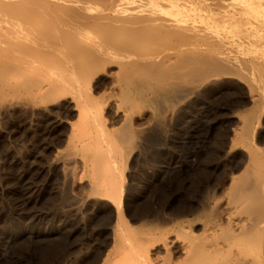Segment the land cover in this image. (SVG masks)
<instances>
[{"label":"rangeland","instance_id":"1","mask_svg":"<svg viewBox=\"0 0 264 264\" xmlns=\"http://www.w3.org/2000/svg\"><path fill=\"white\" fill-rule=\"evenodd\" d=\"M247 1L0 0V264L121 257L116 208L88 197L99 188L77 162L90 138L109 140L100 168L124 179L123 240L158 238L142 264H264V0ZM122 64L134 67L129 79ZM70 136L80 149L72 173L59 160ZM169 162L178 168L160 171Z\"/></svg>","mask_w":264,"mask_h":264},{"label":"bare ground","instance_id":"2","mask_svg":"<svg viewBox=\"0 0 264 264\" xmlns=\"http://www.w3.org/2000/svg\"><path fill=\"white\" fill-rule=\"evenodd\" d=\"M247 1V0H246ZM245 0L243 1V0H231V2H229V3H231V5L230 6H232L233 7V9L235 10V7L237 8L238 7V5H240V4H243V2H245L247 5H250V4H248L247 2H249V1H247L246 2ZM259 1V3H260V0H258ZM244 3V4H245ZM250 3V2H249ZM261 3H262V0H261ZM260 3V4H261ZM245 4V5H246ZM230 9V8H229ZM239 9V8H238ZM245 9L248 11V13H249V11H251V10H249V8H247V7H245ZM228 10V9H227ZM246 10L244 11V9H243V11L242 10H240V13L242 12H246ZM188 11H190V9L188 10ZM192 11H194V10H192ZM186 12V11H185ZM236 12V11H235ZM234 12V13H235ZM190 13H192V12H190ZM193 13H195V12H193ZM200 13V12H199ZM230 14V13H229ZM245 14V13H244ZM193 15H196V14H193ZM192 15V16H193ZM200 15H202V17L203 16H206V15H203V14H200ZM201 17V18H202ZM30 32V31H29ZM165 40V39H164ZM233 43V42H232ZM128 44V43H127ZM130 45V46H129ZM127 46V45H126ZM124 47L123 49H122V53H123V55H124V57H128V53H129V51L130 50H133V48L131 47L132 46V44H128V47ZM121 49V48H120ZM183 54V53H182ZM126 55V56H125ZM177 55V54H176ZM175 55V58L177 57ZM180 55V54H179ZM173 55H171L170 54V56H167V57H172ZM182 56V55H181ZM180 56V57H181ZM184 57V56H183ZM182 57V58H183ZM195 57V56H194ZM125 58V59H126ZM174 58V59H175ZM198 58V57H197ZM203 58V57H202ZM170 59V58H169ZM168 59V60H169ZM174 59H173V61H174ZM179 59V58H178ZM178 59H176V61L178 60ZM198 60V59H197ZM200 60V59H199ZM18 64V63H17ZM127 66H128V68H127ZM130 65H128V64H122L121 66H120V72H123L122 73V75L125 73V75L127 74H129V73H131V74H133V68L134 67H131ZM124 76V75H123ZM129 76V75H128ZM128 76L126 77V76H124V77H126V79L128 78ZM132 75H130L129 76V78L131 77ZM128 78V79H129ZM128 81V80H127ZM127 84H128V82H127ZM126 84V85H127ZM129 84H130V82H129ZM82 92V91H81ZM60 99H61V96H60ZM58 100H59V98H58ZM186 101V100H185ZM113 104H114V106L115 105H117L116 103H114V102H112ZM77 107V106H76ZM117 108H120V106H116V110H118V111H120L121 112V110H119V109H117ZM123 109V108H122ZM74 110V109H73ZM78 110H79V108H77V113H78ZM115 111V110H114ZM117 111V112H118ZM122 111H124V110H122ZM117 112H116V114H117ZM202 112V111H201ZM81 113V115H82V112H80ZM124 113V112H123ZM124 115V114H123ZM218 115V114H217ZM127 116V115H126ZM125 115H124V118H123V116H122V121L124 120L125 121V119H127V118H129V117H126ZM211 116V115H210ZM226 116V115H225ZM83 116H81V118H82ZM93 118H91V120H93V119H96L97 120V118H98V123L99 122H101L100 121V119H102V118H100V117H97V118H94L95 116L93 115L92 116ZM126 117V118H125ZM155 119H154V123L156 122L155 120L156 119H158L157 117L158 116H156L155 115ZM198 117V116H197ZM79 119H81L80 118V116L78 117ZM100 118V119H99ZM121 118V117H120ZM119 118V119H120ZM219 117L217 116V119H218ZM83 119V118H82ZM89 119V118H88ZM88 119H86L87 120V122L88 121H90V119L88 120ZM132 120V119H131ZM222 120V119H221ZM84 121V120H83ZM93 121H95V120H93ZM160 121V120H159ZM218 121V120H217ZM80 122V121H79ZM126 122V121H125ZM152 122V121H151ZM212 122V121H211ZM86 123V122H85ZM91 123H93L92 121H91ZM95 123H97V121L95 122ZM98 123H97V125L95 124V126H98ZM154 123H152V125L154 124ZM157 123H159V122H157ZM163 123V122H162ZM214 123V122H213ZM216 123V122H215ZM214 123V124H215ZM220 123V122H219ZM161 124V123H160ZM89 125H91V124H89ZM89 125H88V127H89ZM94 125V124H93ZM92 125V126H93ZM156 125V124H155ZM194 125H197V124H194ZM209 125V124H208ZM86 126H87V124H86ZM85 126V127H86ZM99 126H101L100 124H99ZM98 126V127H99ZM158 126V125H157ZM198 126V125H197ZM147 127H148V125H147ZM147 127H145V128H147ZM162 127V126H161ZM206 127V126H205ZM92 128V127H91ZM156 128H158V127H156ZM156 128H153V130L152 131H154V129H156ZM94 129V128H93ZM92 129V130H93ZM96 129V128H95ZM150 129H152V127H150L149 128V132H151V130ZM158 129H160V128H158ZM163 129V128H162ZM187 129V128H186ZM54 130V129H53ZM86 130H88L87 128H86ZM85 130V131H86ZM84 131V132H85ZM95 131V130H94ZM93 131V132H94ZM98 131H99V129H98ZM102 131V130H101ZM106 131V130H105ZM96 133H99V132H97V130L95 131ZM102 132H104V131H102ZM143 132L144 131H142V135H143V138L145 137V138H148V137H150V135L148 136V137H146L147 135H144L143 134ZM95 133V136L96 135H99V134H96ZM104 133H106L107 134V132H104ZM162 133V132H161ZM203 133V132H202ZM218 133V132H217ZM86 134H87V131H86ZM103 134V133H102ZM102 134H100V135H102ZM149 134V133H148ZM156 134V133H155ZM187 134V133H186ZM204 134V133H203ZM207 133H205V135H206ZM224 134V133H223ZM83 135H85V133H82V136ZM88 135V134H87ZM90 135V134H89ZM93 135V134H92ZM139 135L141 136V133H139ZM139 135H137V136H139ZM151 135H154V134H151ZM157 136L158 135H160V132H159V134H156ZM175 135V134H174ZM199 135V134H198ZM105 137L107 136V135H104ZM139 136V137H140ZM156 136V137H157ZM162 136V135H161ZM184 136V135H183ZM93 137V136H92ZM99 136H97V138H98ZM153 137V138H152ZM151 138L152 139H154L155 137L154 136H152ZM168 137V136H167ZM191 137V136H190ZM198 137H201V136H198ZM71 138H73V137H71L70 136V138L68 139V141L69 140H71V142L69 143L68 141V143H67V145L66 146H68L67 147V150H66V154H64L65 155V157H64V155H60V156H63L62 158H60V156L58 157V158H60L59 160L62 162L61 163V165H64V166H62V167H66V169L68 170V171H72V169L74 170L75 169V167H76V165H75V156L77 155L76 154V152H79L80 151V149H79V151H76V148H77V146L75 145V144H73L72 143V139ZM84 137H82V140H84L83 139ZM86 138V137H85ZM88 138V137H87ZM107 138V137H106ZM109 138V137H108ZM142 137H141V139H143ZM100 137H99V141H100ZM103 139H105V138H103ZM102 139V140H103ZM190 139V138H189ZM191 139H192V137H191ZM218 139V138H217ZM81 139H79V141H80ZM87 140H89V138L87 139ZM90 140H91V138H90ZM89 140V142L87 141V142H81L80 141V143H82L79 147L81 148V150L82 151H85V153H87V156L84 158L83 157V161H82V163H80V161L78 160L77 162L79 163V165H82V166H80V167H82L83 169H84V171H88V172H91V173H93V178L92 177H90V178H92V181H90L89 182V186H90V188L91 187H93V186H96L97 188H99V190H98V192L96 191V192H93V190L91 191V190H88V191H90L89 193H88V197H91V196H95V198L98 200V197H99V199L100 198H105V200H107V201H109L110 203H111V205L113 206V208H114V206H115V208H116V222H115V224L113 225V228H112V235H113V247H112V249H114V251H116V250H118L119 251V253H118V256H121L120 258H118L120 261H118V260H116L117 258H115V259H113L112 258V261L111 262H109V261H104V263L103 264H117V263H120V264H126L128 261H129V264H142V263H145V260H147V258H148V255H149V253L148 252H150V250H149V248H153V245L156 243V240H158V238L155 240V241H153L154 239H155V234L153 233L154 231H150V230H146V231H144V232H140L139 234H134V236H132L133 234H129V233H126V238H125V240H123V235L125 234V232H124V228H125V226H127V222L125 221V219H124V217H123V213H122V210H121V198H122V196H123V186H122V183L124 182V179L122 178V176H120V179H119V177H118V180H119V182L120 181H122L121 183H120V185L116 182V181H113V174H111V172H110V170L108 171V170H105V169H101L100 168V166L102 167V168H104L102 165H105L106 166V164H108V163H106L107 162V160H108V158H109V156H110V161L112 160V154L110 155V150H111V148H110V150L109 149H107V150H109V151H107V152H109V153H106V151H104L103 150V144H105V146H106V143H108V139H107V141L105 142V140H103L104 142H98L100 145L98 146V144L95 142H91ZM93 140H95V138H93ZM92 140V141H93ZM98 140V139H97ZM145 140H147V139H145ZM149 141L151 140L150 138L148 139ZM157 140H158V138H157ZM175 140V139H174ZM181 140H182V138H181ZM187 140V139H186ZM215 140V139H214ZM74 141V140H73ZM85 141H86V139H85ZM143 141V140H142ZM160 141V140H159ZM170 141H172L173 142V139L172 140H170ZM189 141V140H188ZM202 141V140H201ZM152 142V141H151ZM150 142V143H151ZM180 142V141H179ZM187 142V141H186ZM199 142V141H198ZM206 142V141H205ZM79 142H77V144H78ZM144 143V142H143ZM149 143V142H148ZM155 143H157V142H155ZM159 143V142H158ZM102 144V145H101ZM110 143H108V146H106V148L107 147H109L110 145H109ZM160 144V143H159ZM178 144V143H177ZM183 144H185V142H183L182 141V143H181V145H183ZM187 144V143H186ZM188 144H190V143H188ZM79 145V144H78ZM144 145V144H143ZM142 145V146H143ZM151 145V144H150ZM149 145V146H150ZM153 145V144H152ZM76 146V147H75ZM104 146V147H105ZM156 146V145H155ZM155 146H151V148L152 147H155ZM170 146H171V143H170ZM176 146V145H175ZM178 146V145H177ZM100 147H102V149L100 148ZM158 147V146H157ZM160 147V146H159ZM179 147H180V145H179ZM216 147V146H215ZM144 148V147H143ZM150 148V147H149ZM190 148V147H189ZM78 149V148H77ZM154 149V148H153ZM156 149V148H155ZM180 149V148H179ZM167 150H168V148H167ZM181 150V149H180ZM217 150V149H216ZM81 151V152H82ZM113 151V150H112ZM115 151V150H114ZM144 150H142V152H143ZM147 152V151H146ZM150 153H151V151H149ZM208 152V151H207ZM145 153V152H144ZM143 153V154H144ZM149 153V154H150ZM28 154V153H27ZM62 154V153H61ZM146 154H148V153H146ZM196 154V153H195ZM194 154V155H195ZM198 154V153H197ZM200 154V153H199ZM201 154H202V152H201ZM208 154V153H207ZM79 155H80V153H79ZM205 155V154H204ZM114 156V155H113ZM140 156V155H139ZM201 156V155H200ZM199 156V157H200ZM119 157V156H118ZM205 157V156H204ZM79 157H77L76 159H78ZM81 158V157H80ZM114 158V157H113ZM121 158V157H120ZM142 158V157H141ZM184 158V157H183ZM206 158V157H205ZM204 158V159H205ZM220 159H222V158H220ZM58 160V159H57ZM59 160H58V162H59ZM115 160V159H114ZM117 160H119V159H117ZM116 160V163L118 162ZM121 160H122V158L120 159V164L122 163L123 164V162H121ZM168 161V160H167ZM178 161V160H177ZM197 161V160H196ZM196 161H195V163H196ZM199 161H201V160H199L198 159V161L197 162H199ZM76 162V164H78ZM191 162V161H190ZM205 162V161H204ZM217 162V161H216ZM56 163V162H55ZM109 163H111V162H109ZM113 163H114V161H113ZM113 163H112V165H113ZM115 163V164H116ZM126 164H127V162H125ZM125 163L123 164V166H122V168H118L119 169V171H122V169H123V167H125V169H128L127 168V166H124L125 165ZM172 163V162H171ZM177 163V162H176ZM186 163V162H185ZM202 163V162H201ZM200 164V163H199ZM109 165V164H108ZM107 165V166H108ZM117 165V164H116ZM220 165V164H219ZM115 166V165H114ZM118 166H119V164H118ZM121 166V165H120ZM161 166V165H160ZM163 166V165H162ZM178 166L179 165H174V164H170V162L169 163H167L166 165H164L161 169H160V171L162 170H164L163 172L165 173L166 171H170V170H173V169H175L176 167L178 168ZM195 166V165H194ZM199 167V166H198ZM81 168V169H82ZM101 170H100V169ZM117 167L115 166V168L113 169L114 171H115V169H116ZM110 169H111V167H110ZM191 169V168H190ZM193 169V168H192ZM225 169V168H224ZM98 170H100V171H98ZM82 171V170H81ZM124 171V170H123ZM175 171V170H174ZM204 171V170H203ZM88 172H86V173H88ZM126 172V171H125ZM175 172H177V171H175ZM179 172V171H178ZM199 172V171H198ZM68 173V172H67ZM72 173V172H71ZM70 173V174H71ZM168 173V172H167ZM264 173V172H263ZM22 174V173H21ZM26 174V173H25ZM90 174V173H89ZM88 174V175H89ZM123 175V174H122ZM164 175V174H163ZM171 175V174H170ZM263 175L264 174H262V175H260V176H262V178H260L259 177V188H260V194H261V196H263L264 197V179H263ZM7 176V175H6ZM91 176V175H90ZM172 176V175H171ZM70 177V176H69ZM72 177V176H71ZM85 177V176H84ZM194 177V176H193ZM200 177V176H199ZM182 178V177H181ZM81 179V181H83L82 180V178H80ZM87 179V178H86ZM117 179V178H116ZM233 179H234V177H233ZM232 179V180H233ZM235 180V179H234ZM233 180V181H234ZM18 181V180H17ZM19 181H23L22 179H20ZM163 181V180H162ZM169 181V180H168ZM185 181V180H184ZM87 182V181H86ZM172 182V181H171ZM20 183V182H19ZM35 183V182H34ZM163 183V182H162ZM190 183V182H189ZM23 184V183H22ZM161 184V183H160ZM18 185V184H17ZM86 185V184H85ZM19 186H21V184L19 185ZM88 186V185H87ZM14 187V186H13ZM15 187H16V185H15ZM14 187V188H15ZM18 187V186H17ZM86 187V186H85ZM5 188V187H4ZM33 188V187H32ZM87 188V187H86ZM16 189V188H15ZM35 189V188H34ZM12 190V189H11ZM22 190V189H21ZM23 191V190H22ZM95 191V190H94ZM166 191V190H165ZM177 191V190H176ZM32 192V191H31ZM15 193H16V191H15ZM14 193V194H15ZM20 193V192H19ZM18 193V194H19ZM238 193V192H237ZM23 194H25V193H23ZM85 194V193H84ZM21 196H23L22 194H20ZM28 196H30L29 194H28ZM84 196V195H83ZM87 196V195H86ZM97 196V197H96ZM26 197V196H25ZM27 198V197H26ZM25 198V199H26ZM29 198V197H28ZM31 198V197H30ZM29 198V199H30ZM24 199V198H23ZM22 199V200H23ZM91 199V198H90ZM239 200H241L240 198H238ZM237 198H234V201L233 202H229L227 205L228 206H226L227 208L229 207L230 208V210H232V209H235L236 208V206H235V203L237 204V201H238V203H240V201L238 200ZM264 199V198H263ZM83 200V199H82ZM243 201L244 200H246V202H247V200L248 199H245V198H243L242 199ZM10 201V200H9ZM26 201V200H25ZM85 201V200H84ZM100 201V200H99ZM103 201V200H102ZM243 201L241 202V204L243 203ZM83 202V201H82ZM86 202L88 203V201L86 200ZM98 202V201H97ZM245 202V201H244ZM13 203H15V202H13ZM17 203H18V201H17ZM17 203H15V204H17ZM22 203V202H21ZM24 203V202H23ZM22 203V204H23ZM86 203V204H87ZM19 204V203H18ZM21 204V205H22ZM82 204V203H81ZM80 204V205H81ZM233 204V205H232ZM20 205V206H21ZM83 205V204H82ZM85 205V204H84ZM74 206V205H73ZM80 207V206H79ZM28 208V207H27ZM78 208V207H77ZM74 209H76V208H74ZM81 209V208H80ZM229 210V209H228ZM31 211V210H30ZM76 212V211H75ZM35 213V212H34ZM80 213V212H79ZM19 214V213H18ZM38 215V214H37ZM107 215V214H106ZM27 216V215H26ZM25 216V217H26ZM85 216V215H84ZM232 218H234V217H232V216H230L229 217V219L231 220ZM235 221V220H234ZM245 221V220H244ZM36 222V221H35ZM83 222V221H82ZM86 222V221H85ZM237 222V221H236ZM231 223H233V225H235V229H237V230H239L240 228L242 229V227H243V225L241 224V223H238V225H239V227H238V225L237 224H234V222H231ZM243 223V222H242ZM98 224V223H97ZM103 225V224H102ZM100 226V225H99ZM239 228V229H238ZM83 229V228H82ZM87 229V228H86ZM88 230V229H87ZM98 230V229H97ZM65 231V230H64ZM85 231V230H84ZM53 232V231H52ZM55 233V232H54ZM129 234V235H128ZM43 235V234H42ZM85 235V234H84ZM48 236V235H47ZM46 236V237H47ZM129 236V237H128ZM132 236V237H131ZM133 238V239H131V238ZM128 238H129V240H131V241H129V243H127L128 241ZM48 240H49V238H48ZM37 241V240H36ZM45 241V240H44ZM54 241V240H53ZM121 241H122V243H121ZM123 241H125L124 243H126V245H127V247H124V243H123ZM43 242V241H42ZM141 242V243H140ZM144 242V243H143ZM157 242H159V241H157ZM157 244V243H156ZM155 244V245H156ZM213 244V243H212ZM42 245V244H41ZM125 245V246H126ZM147 245H149V246H147ZM171 245V247H172V243L170 244ZM209 245H210V243H209ZM214 245V244H213ZM208 246L209 248L211 247L212 248V251L213 252H217V250H218V252H219V250L220 251H222L223 249V247L222 248H220V246H222V245H214V246H216V247H214V246ZM151 246V247H150ZM159 246V245H158ZM117 247H118V249H117ZM149 247V248H148ZM157 247V246H156ZM164 251H167V250H169L171 247L169 246V245H167V244H165V243H162V245L160 246ZM170 247V248H169ZM191 247H193L192 246V244L190 245L189 243H186V244H183L182 245V251L183 252H185V254L186 255H189V253L190 252H192V250H193V248H191ZM35 248V247H34ZM208 248V252H210V250L211 249H209ZM40 249V248H39ZM116 249V250H115ZM222 249V250H221ZM20 250V249H19ZM122 250V254L124 255V256H122V254H121V251ZM149 250V251H148ZM171 250V249H170ZM26 251V250H25ZM29 251V250H28ZM44 252V251H43ZM25 253V252H24ZM31 253H33V252H31ZM117 254V252L116 253H114V255H116ZM125 255H126V258H125ZM36 257V256H35ZM116 257V256H115ZM122 257L123 258H125V259H123V261H122ZM128 258V260H126ZM39 259H41V258H39ZM114 260V261H113ZM124 260H126V261H124ZM123 263H122V262ZM43 263V262H42Z\"/></svg>","mask_w":264,"mask_h":264}]
</instances>
